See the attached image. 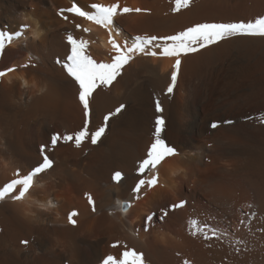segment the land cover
I'll list each match as a JSON object with an SVG mask.
<instances>
[{
    "label": "bare ground",
    "instance_id": "bare-ground-1",
    "mask_svg": "<svg viewBox=\"0 0 264 264\" xmlns=\"http://www.w3.org/2000/svg\"><path fill=\"white\" fill-rule=\"evenodd\" d=\"M73 2L87 8L116 0H0V32L13 36L0 53V71L17 68L0 78V185L17 168L27 173L41 159L42 145L54 161L23 201H0V264H101L123 251L111 247L116 241L143 252L146 264H264V38L233 37L184 57L172 94L166 87L174 61L136 56L92 100L93 128L126 106L98 143L76 148L60 142L53 149L52 134L74 132L83 122L76 88L56 63L66 54L67 32L88 40L97 61L110 58L105 29L70 13L69 21L57 15ZM119 3L146 10L116 19L117 39L129 41L264 15V0H193L179 13L171 10L173 0ZM157 98L162 113L155 111ZM157 116L165 120L163 138L179 154L159 166L158 185L134 200L136 165ZM116 170L125 177L119 184L111 179ZM85 193L93 196L95 212ZM181 200L183 208L170 209ZM117 201L132 207L122 212ZM72 210L79 213L75 227L67 220ZM192 219L219 238L193 236Z\"/></svg>",
    "mask_w": 264,
    "mask_h": 264
},
{
    "label": "snow or ice",
    "instance_id": "snow-or-ice-1",
    "mask_svg": "<svg viewBox=\"0 0 264 264\" xmlns=\"http://www.w3.org/2000/svg\"><path fill=\"white\" fill-rule=\"evenodd\" d=\"M193 0H173V13H179L182 9H187ZM146 11L141 8H132L121 6L119 0L110 4L92 3L85 7H81L77 2H73L70 7L60 8L57 15L64 21H69V15L83 18L90 21L108 33V43L110 45V58L108 61H97L89 52V41L83 38H77L72 32L66 34L67 51L63 58H57L56 63L61 65L66 76L70 78V83L76 88V98L82 108L83 122L81 127L70 133H54L50 137V145L54 149L60 142L65 144L72 143L74 147L80 148L85 142L96 145L106 132L108 121L126 107L120 104L114 111H109L103 116V122L99 126L92 127L93 110L91 107L92 100L99 91L113 86L114 82L122 76L126 66L136 56H144L150 58H169L174 61L171 65L169 83L166 87V93L172 94L178 84V76L182 66V59L191 54H197L201 50L218 45L220 42L233 37H258L264 38V15H260L255 19L237 20L230 22H200L184 28L171 35L157 36L144 35L135 36L129 41L128 39H117L121 37V32L116 27L115 21L118 17L141 13ZM27 28V25H24ZM77 30L84 33L90 31L89 28L82 27L81 24L75 23ZM22 32L15 33V37H21ZM13 36L5 32H0V53L6 46V41L11 43ZM29 65L24 64L20 67L27 68ZM17 71L16 67H8L0 71V78ZM27 84V82H25ZM155 111L162 113L164 111L160 100L155 101ZM251 119V117H249ZM264 122V121H262ZM231 123V121H228ZM213 129L218 127L216 122L211 124ZM165 129V120L163 116H157L155 119L153 139L146 148L145 155L140 158L136 165L137 179L131 188L132 198L140 199V194L145 189L155 188L159 183L158 169L167 159L178 155L177 149L170 145L163 138L162 133ZM47 145L40 148L41 159L31 167L27 173L17 168L13 172V178L0 185V201L11 199L12 201H23L32 188L36 178L46 173L54 166V161L47 154ZM124 174L116 170L113 172L111 179L119 184L124 179ZM85 198L91 206L92 212L96 211V204L90 193H85ZM119 210L127 212L132 207L131 201H117ZM185 201L170 205L171 210L183 208ZM251 207V205H249ZM79 213L72 210L67 215L68 223L77 226ZM162 215L167 216L168 211L162 210ZM253 216L255 213L252 214ZM152 216L146 217V221H151ZM244 223V221H241ZM147 230V228H145ZM190 232L193 236L203 235L205 240L219 238L215 229H208V225H201L196 219L190 221ZM30 241L21 240V244L28 246ZM111 247L123 248L119 255H107L101 261V264H146L143 252L128 247L120 241L114 242ZM239 251V249H236ZM183 264H190L185 260Z\"/></svg>",
    "mask_w": 264,
    "mask_h": 264
}]
</instances>
